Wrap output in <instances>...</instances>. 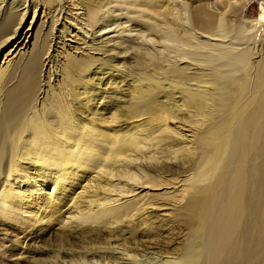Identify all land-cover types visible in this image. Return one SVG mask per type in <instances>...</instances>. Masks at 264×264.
<instances>
[{
  "label": "bare ground",
  "instance_id": "6f19581e",
  "mask_svg": "<svg viewBox=\"0 0 264 264\" xmlns=\"http://www.w3.org/2000/svg\"><path fill=\"white\" fill-rule=\"evenodd\" d=\"M42 1L46 11L0 0V54L11 44L0 63V217L28 224L27 210L40 213L38 223L60 231V249L101 228L115 238L145 210L188 229L174 260L93 248L54 251L48 264H264V55L251 61L244 44L264 22L263 3L252 29L227 21L252 0ZM95 29L113 32L122 54L128 34L147 66L92 69L107 44L94 45ZM71 34L88 48H73ZM146 187L180 200L137 203Z\"/></svg>",
  "mask_w": 264,
  "mask_h": 264
},
{
  "label": "rangeland",
  "instance_id": "374dc122",
  "mask_svg": "<svg viewBox=\"0 0 264 264\" xmlns=\"http://www.w3.org/2000/svg\"><path fill=\"white\" fill-rule=\"evenodd\" d=\"M183 1L185 2L189 1L188 3H191L193 8L198 7V5L201 4L200 2L201 0H183ZM28 2L29 3L32 2L33 5L41 8V10L45 8L44 6H42L43 4L42 0H28ZM80 2L82 3L83 0L82 1L78 0V4H81ZM220 2H223L220 4L224 5V0L223 1L220 0ZM261 3H263L262 7H264V0H252L248 6L246 5L243 6V2H241L240 3L241 8H234L232 10L230 9V11L228 12L227 15L228 23L234 24L235 26H239L242 23V21L246 20L245 22L247 23V28L251 27L253 29V27L250 24L248 25V23L250 21H256L259 19V16L261 14L260 11ZM46 10L47 9L45 8V11ZM106 11L107 10L105 11L101 10V12L98 15L103 16V18H105V15L109 13V11H107L108 13ZM68 20H67L68 22L77 23L75 21H71L70 19ZM80 21L81 20L78 19V22ZM92 21L95 22V17H92ZM40 28L41 26L37 28L38 35L36 39H34V41L31 42L32 46H37L41 44L42 37L39 36L38 33L41 30ZM96 30L97 29H95V35H94L95 40L93 42L94 45L96 46L99 43H101L102 45H104L105 43L107 44L105 45L106 48H103L102 50L98 49V51L101 52H93L95 53L94 58L97 60V62L95 63V67H93L92 69L94 68L106 69L108 67H117L124 71L132 70L133 72H137L139 69H142V67H144L145 65L147 66L146 60H144L140 55L134 54V52L138 51L139 48L136 47L133 43H129L128 34L126 33L122 34L123 38L121 40L124 43L123 46L127 48L126 49L127 53L122 54L123 52L122 49H113L112 47L114 43L120 44V40L114 39L116 36L114 35L113 32L101 31L98 33ZM42 33L43 31L41 32V35ZM245 34L247 36L246 39L249 41L246 40L247 41L246 42L244 40L241 41V43L246 42L244 43L245 45H248L250 48L252 47L254 49L256 55L251 56L252 57L251 61L255 60L256 62L260 60L259 58L262 55H264V22L262 24H259L257 28H255V30H252L250 32L248 31ZM73 36L74 35L71 34L66 38V41L68 43H71V46H73V48L74 47L75 49L84 48V46L88 48L87 47L88 44L83 45L84 42L80 40L81 38L79 36L75 38ZM133 36L135 35H132V37ZM10 48H11V44L5 46L2 49L0 54L1 55L0 63L3 60L5 53ZM31 49L32 47L30 46L28 51L25 53V55L21 56L19 60L13 64L14 65L13 68L8 70L9 73L12 72L16 73L17 69L19 70V67L23 64L22 60L30 53ZM117 52H121V53L117 55V58L115 57L114 59H111L110 57L113 56L112 54L115 55L117 54ZM102 53H105L106 55H110V57L104 58L103 56H101ZM102 62H105L104 67L99 65V63ZM172 176H176V174ZM182 178L183 177H181V179ZM37 186H39L40 191H42L43 193L45 194L50 193L51 190L50 187L41 186L40 183H37ZM156 188H158V190H156L155 188L154 190L153 189L148 190L146 187L143 191H140L139 192L141 193L140 195H144V192L146 191V193H149V196L145 198L141 196L140 197L141 199L138 200L137 203L150 202V204H156L157 202H159L162 204H172V203L177 204L178 200H180L179 198L181 193H179L178 191L170 194V192L172 191L169 188H164V187H156ZM16 189L24 192V195L26 197L31 194V190H32V188L28 189L24 187L20 189L19 188ZM98 196L101 197L104 195L99 194ZM180 205L182 206L183 203H181ZM180 209L181 208H177L178 212H176V214L180 215V213H182ZM144 212H142L139 215V217L136 218V220L130 222L125 221L120 225V227L118 226L120 231L118 232V234L115 235V238L108 236V232H109L108 230L112 228L110 227H107L106 229L101 228L99 229L100 230L99 237L97 239L94 238L92 242H88V241L78 242L77 239L71 237L68 239L69 241L67 240L65 241V243L62 244L61 249L58 247L59 245L58 238L60 235V231L57 230L55 223H49V224L38 223L39 221H37L38 219L37 217L39 215L40 218L43 217L40 213H35L32 210H27L26 216L28 218V221L27 220L26 221L28 222V224L22 223L24 221H22L21 219L15 220L14 218L11 217L10 219L8 218L9 219L8 220L7 218L0 217V264H48V262H50L52 259L54 251L55 253H57L58 250L61 251L67 249L68 251H72L74 254H76L80 252L83 253L85 251L89 252L93 248H97V249L100 248L102 250H108L109 252L112 250L113 252L116 253L119 252L122 254L136 253L135 255L138 256L146 252L148 253L147 257L151 256L153 258H158L159 260L162 261L174 260L175 258H178L185 250L187 245L186 242L188 241L187 239L188 229L186 225L182 221H178V220L174 221L173 219H171L174 216L173 217L158 216L163 213L165 214L164 211L161 213V211L150 212L149 210H145ZM29 223H31V225ZM37 250L43 251V253L38 254L36 252Z\"/></svg>",
  "mask_w": 264,
  "mask_h": 264
}]
</instances>
